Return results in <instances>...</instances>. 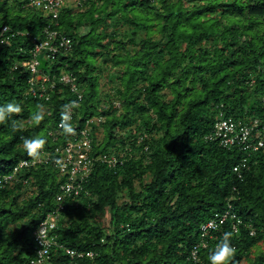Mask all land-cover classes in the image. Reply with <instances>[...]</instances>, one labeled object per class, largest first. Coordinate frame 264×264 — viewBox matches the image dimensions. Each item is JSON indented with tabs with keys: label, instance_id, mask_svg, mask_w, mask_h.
Here are the masks:
<instances>
[{
	"label": "trees",
	"instance_id": "1",
	"mask_svg": "<svg viewBox=\"0 0 264 264\" xmlns=\"http://www.w3.org/2000/svg\"><path fill=\"white\" fill-rule=\"evenodd\" d=\"M27 1L0 4V32H19L0 45V104L15 100L23 108L0 122V178L13 175L0 187V264L33 258V235L57 209L65 181L52 164L14 174L21 161L37 160L62 142L49 132L73 99L64 87L49 92V101L27 93L32 38L42 39L47 22ZM115 17L122 30L107 39L104 24ZM55 30L71 38V51L43 58L39 67L49 75L73 74L84 88L74 122L103 119L94 128L93 156L128 148L114 169L95 164L83 184L88 196L64 199L57 242L94 253L79 264H190L200 226L230 208L242 220L233 232L231 264H264V152L228 151L206 140L219 113L242 122L264 119V0H86L76 10L64 8ZM102 55L120 70L119 78L111 76L120 83L114 95L102 94L98 69L88 63ZM38 111L37 123L31 117ZM12 120L22 127L13 130ZM33 136L45 140L38 157L22 145V137ZM243 159L246 169L234 172ZM230 224L204 238L196 264H208ZM51 260L71 262L59 249Z\"/></svg>",
	"mask_w": 264,
	"mask_h": 264
},
{
	"label": "built area",
	"instance_id": "2",
	"mask_svg": "<svg viewBox=\"0 0 264 264\" xmlns=\"http://www.w3.org/2000/svg\"><path fill=\"white\" fill-rule=\"evenodd\" d=\"M86 0H28L26 6L28 8L40 11L46 19V25L42 29V39L32 38V49L30 50V59L27 64L30 77L27 80V93L33 98L40 100H50L49 92L58 89L62 92V88H66L68 93L73 96V99L66 103L61 111L70 115L68 121L75 129L74 133L66 134L61 127V117L56 126L49 132L53 140L62 139V142L54 147L52 153H47L37 160L21 161L14 169L16 174L22 168L35 167L39 164H52L58 172L59 177L64 178V183L59 186V194L56 196L58 203L57 209L49 212L48 215L40 222V225L33 235L32 251L33 258L28 264H54L51 260V252L53 249H59L71 259L69 264H79L81 258L94 259V253L78 252L72 249L64 248L57 242L55 229L58 225L59 213L63 209V201L67 197L78 198L80 195H89V192L83 187L92 173L95 164H105L109 168H116L117 165L123 164L125 150L118 151L115 154L93 156L92 153V137L94 128L99 127L103 119L101 117H91L86 119L79 125L74 122L76 109L80 106L84 99V88L77 81L73 74L61 73L60 75H49L40 69V61L43 58L54 60L58 55H66L71 51L72 40L64 35H61L55 30L58 27L60 14L68 3L75 6L82 5ZM69 5V4H68ZM71 6V5H70ZM19 34L11 31L9 27H3L0 32V45L8 44L11 37ZM75 101V106L72 102ZM264 103V96L262 98ZM114 108L119 107V102H113ZM67 106V107H66ZM214 124L211 133L206 137V140L216 142L219 147L226 150L239 148L245 153L264 152V119H253L247 122L236 121L231 117H224L219 113L214 118ZM97 139L100 140L101 134L96 132ZM146 151V148H144ZM240 169H246L245 159L240 165L233 168L234 172H239ZM13 182V175L0 178L1 183L9 184ZM26 182V181H25ZM227 221L231 222V230L237 233L239 226L242 224L241 218L228 208L223 214H214L213 218L203 223L200 226V243L195 246L190 255V264H196L198 261V252L204 249L207 242L204 238L209 237L211 231L217 230L225 225ZM41 232V234H40ZM253 233L250 232L249 235Z\"/></svg>",
	"mask_w": 264,
	"mask_h": 264
},
{
	"label": "clouds",
	"instance_id": "3",
	"mask_svg": "<svg viewBox=\"0 0 264 264\" xmlns=\"http://www.w3.org/2000/svg\"><path fill=\"white\" fill-rule=\"evenodd\" d=\"M76 102L73 101L72 105L75 106ZM67 107V106H66ZM23 110L22 104L15 100L7 101L0 104V122L10 120L12 114L21 113ZM31 119L35 122H40L43 119L42 111L36 112ZM70 115L62 113L61 127L66 134L74 133L75 129L72 127ZM11 127L13 130H18L22 125H18L15 120H12ZM45 140L36 136L22 137V145L24 151L29 157H38L41 155L40 150L43 148ZM41 234V232H40ZM234 233L231 231L224 232L222 237L215 243V246L209 251L207 256L208 264H231L235 248L232 244Z\"/></svg>",
	"mask_w": 264,
	"mask_h": 264
},
{
	"label": "rangeland",
	"instance_id": "4",
	"mask_svg": "<svg viewBox=\"0 0 264 264\" xmlns=\"http://www.w3.org/2000/svg\"><path fill=\"white\" fill-rule=\"evenodd\" d=\"M2 3H4V0H0V4H2ZM16 4L17 3H15V2L13 3V5H16ZM68 4H67V7L69 6V7H72L74 10H76L77 7L75 6V4H72V3L71 4L68 3ZM186 6L191 7L192 5H186ZM116 23H117V18L115 17L114 19H109L108 22L106 24H104L107 27L108 26L110 27L106 31L108 33L107 39H109V38L113 39L115 37L114 31L116 29H117V31L119 30V32H117V33H120V30H122V28L117 27ZM102 27L100 26V28H98V30L96 32L100 33ZM156 38H158V37H156ZM133 52H134V50L132 49L131 53L133 54ZM120 53H123V52L121 51ZM103 61H104V63H103ZM88 63L94 67H97V69H98L96 71V74H98V76H99L98 81H99V84L101 87L102 94L109 93L111 95H114L115 89L119 88L120 83L118 80L112 78L111 76L115 75L116 77L119 78V76H120L119 68L114 67L113 64L111 63V60L109 58H106L105 55L104 56L102 55V57H98L97 60L90 57V58H88ZM121 69H123V68H121ZM164 94H166L168 96V98L166 100H169L171 98L168 91L165 90ZM101 221L103 223V226L107 227L108 219L102 218Z\"/></svg>",
	"mask_w": 264,
	"mask_h": 264
}]
</instances>
